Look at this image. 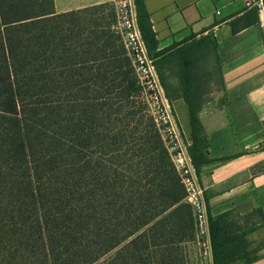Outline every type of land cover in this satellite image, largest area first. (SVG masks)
Here are the masks:
<instances>
[{
    "label": "trees",
    "instance_id": "trees-1",
    "mask_svg": "<svg viewBox=\"0 0 264 264\" xmlns=\"http://www.w3.org/2000/svg\"><path fill=\"white\" fill-rule=\"evenodd\" d=\"M141 33L159 42L144 0ZM106 5L58 14L54 0H0V264H184L192 207ZM199 174L207 139L190 109ZM210 216L213 264L242 247Z\"/></svg>",
    "mask_w": 264,
    "mask_h": 264
},
{
    "label": "crops",
    "instance_id": "crops-1",
    "mask_svg": "<svg viewBox=\"0 0 264 264\" xmlns=\"http://www.w3.org/2000/svg\"><path fill=\"white\" fill-rule=\"evenodd\" d=\"M106 1L54 0V8ZM255 1L144 0L165 51L157 71L188 145L191 108L204 129L209 161L198 175L209 215L228 214L242 236L225 264H264V27Z\"/></svg>",
    "mask_w": 264,
    "mask_h": 264
},
{
    "label": "built area",
    "instance_id": "built-area-1",
    "mask_svg": "<svg viewBox=\"0 0 264 264\" xmlns=\"http://www.w3.org/2000/svg\"><path fill=\"white\" fill-rule=\"evenodd\" d=\"M112 3L117 19V32L132 62L136 79L143 90L153 121L180 176L186 191L185 201L193 209L196 242L201 247L204 257L210 264H213L210 215L205 191L200 184L198 172L189 154L188 143L182 135L177 118L166 96L155 60L149 54L141 33L135 0H112ZM254 6L261 15V23L264 27V0H256ZM262 148L264 150V143Z\"/></svg>",
    "mask_w": 264,
    "mask_h": 264
},
{
    "label": "rangeland",
    "instance_id": "rangeland-1",
    "mask_svg": "<svg viewBox=\"0 0 264 264\" xmlns=\"http://www.w3.org/2000/svg\"><path fill=\"white\" fill-rule=\"evenodd\" d=\"M104 4L106 5V9L104 10L106 14L113 11L114 7H113L112 0H107L106 3ZM116 26H117V19L115 16V30L117 31ZM137 84H138V81H137ZM138 87H139V91H138V97L136 100L141 106L144 107L145 112L152 118V115L149 111V107L145 99L143 90L141 89L139 84H138ZM181 259L184 264H210L208 259L204 257L202 253V249L199 246V244L196 242V240L182 245Z\"/></svg>",
    "mask_w": 264,
    "mask_h": 264
}]
</instances>
